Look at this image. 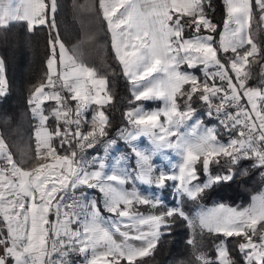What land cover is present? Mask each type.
<instances>
[{"label": "snow or ice", "instance_id": "1", "mask_svg": "<svg viewBox=\"0 0 264 264\" xmlns=\"http://www.w3.org/2000/svg\"><path fill=\"white\" fill-rule=\"evenodd\" d=\"M223 9L221 26L213 0H94L88 8L106 25L130 85L127 126L116 133L128 152L103 139L104 109L113 103L108 79L82 59L84 40L66 46L58 0H0V31L49 30L44 77L27 99L34 148L17 159L0 136V264H76L74 256L80 264H146L177 221L189 229L191 249L180 264H264V192L246 207L200 203L252 170L264 182V0H223ZM255 64L260 79L251 86ZM9 88L0 56V102ZM155 101L162 106H141ZM141 137L150 147L138 146ZM101 143L104 155L88 154ZM168 188L174 206L165 204ZM185 201L199 210L186 211ZM205 232L216 241L214 258L201 245Z\"/></svg>", "mask_w": 264, "mask_h": 264}, {"label": "trees", "instance_id": "2", "mask_svg": "<svg viewBox=\"0 0 264 264\" xmlns=\"http://www.w3.org/2000/svg\"><path fill=\"white\" fill-rule=\"evenodd\" d=\"M93 3L94 0H58L56 23L69 49L84 40L80 44L82 59L89 66L94 67L101 76L108 79L113 103L106 106L104 110L110 119L108 128V134H110L120 124L127 126L123 114L132 106L128 103L131 99V91L111 51L106 25L97 18L94 12L88 11ZM75 5H84L85 8L81 9ZM213 5L216 9L213 18L222 26L223 0H213ZM48 34L49 30L46 27H38L33 33H28L22 24H13L9 29L0 31V56L6 61V74L10 86L7 98L0 102V135L10 145L17 159L22 154L26 158L29 149L32 148L30 140L33 120L28 112L27 99L32 86L44 77L45 61L48 55ZM91 34H95L94 41L86 39ZM258 40L263 46L264 32L258 33ZM261 63H264V60ZM260 71L259 64L253 65L251 86L258 85ZM141 104L148 106L151 102H141ZM51 105L52 102H48L45 107ZM193 106L205 123H216L214 120H209L201 102L196 101ZM5 117L10 118L8 124L3 123ZM115 138L119 148L126 147L117 136ZM213 170H216L215 166ZM262 183L259 173L252 170L250 178H245L243 182L237 180L228 187H218L201 202L222 201L238 208L248 202L250 196L258 191ZM186 202L189 201H185V204ZM188 237L189 231L186 224L177 221L172 228L171 235H165L154 255L146 258V264H180L181 260H187L191 255V249L186 244ZM212 240L214 238L205 232L200 242L214 258L215 248L210 243ZM228 247L234 252V239L229 238Z\"/></svg>", "mask_w": 264, "mask_h": 264}, {"label": "rangeland", "instance_id": "3", "mask_svg": "<svg viewBox=\"0 0 264 264\" xmlns=\"http://www.w3.org/2000/svg\"><path fill=\"white\" fill-rule=\"evenodd\" d=\"M129 88H130V85H129ZM141 106H143L145 109H155V108H158V107H160V106H162L161 105V102L160 101H155V102H151V104L150 105H148V106H145V105H143V104H141ZM132 107V106H131ZM128 110V109H127ZM198 112V111H197ZM207 126H213V124H215V123H213V122H211V123H205ZM225 140L227 139V137H225L224 138ZM136 143L138 144V146H140L141 148H148V147H150V143H149V141L147 140V138L146 137H141L139 140H137L136 141ZM121 150H123V151H128V152H130V149H128V148H124V149H121ZM166 155L168 156V158L171 160V161H173V160H178V157H176V155L173 153V152H168V153H166ZM176 162V161H175ZM131 166L132 167H134L135 166V160L133 159V160H131ZM156 163H161V161L159 160V159H157L156 160ZM164 167H165V169L166 170H170V168H169V165L167 164V163H165L164 164ZM171 183L172 182H169V184L171 185ZM264 183V182H263ZM262 183V184H263ZM261 187V186H260ZM140 189H141V191H146L147 189L144 187V186H140ZM261 192H264V187H262V189H258V191H256L255 193H253V195H252V197L254 196V195H259ZM164 199H165V204L166 205H168V206H174V204H175V198L173 197V195H172V193H171V188H168V189H166L165 190V197H164ZM248 202H249V200H248ZM247 202V203H248ZM252 202V199H251V201L249 202V204ZM192 202L191 203H189V202H186V204H185V208H186V211H189L190 213H194L195 211H198L199 209L198 208H192ZM139 207V210H141V209H143V206H138ZM233 207V206H232ZM146 208H148V209H151L149 206H147ZM190 208H192V209H190ZM204 209H211V208H213L212 206H208V207H203ZM188 231H189V229H188ZM215 239L214 240H212V241H210V243H211V246H213L214 247V245H215Z\"/></svg>", "mask_w": 264, "mask_h": 264}, {"label": "crops", "instance_id": "4", "mask_svg": "<svg viewBox=\"0 0 264 264\" xmlns=\"http://www.w3.org/2000/svg\"><path fill=\"white\" fill-rule=\"evenodd\" d=\"M109 39H110V38H109ZM263 46H264V43H263ZM88 115H89V118H90L91 113H89ZM53 123H54V122H53ZM34 125H35V121H33V126L31 127V140H30V142L32 143V148H34V141H33V139H32V136H33V127H34ZM0 136H1V135H0ZM120 142H121L123 145H125L124 142H123L122 140H120ZM125 146H126V145H125ZM125 148H127V146H126ZM120 149H124V148H120ZM99 155H101V156L104 155V152L100 153ZM175 161H177V160H173L172 162H175ZM262 187H264V183L261 185L260 189H262ZM252 195H253V194H252ZM252 195H251L250 198H249V202L251 201ZM249 202L246 203L245 205L241 206V207H246V206H248V205H249ZM200 203H201L202 207H208V206H212V207H214V206H216V205H218V204H220V203H224V204H226V205H228V206H231V205H229V204H227V203H225V202H222V201H212V202H208V203L200 202ZM191 205H192V208H197V207L194 206L193 204H191ZM146 207H147V206H143V209H141L140 211L145 212V213H148V212L152 211V209H148V208H146ZM231 207H232V206H231ZM192 208H190V209H192ZM238 208H240V207H238ZM81 259H82V258L77 257V256H74V257H73V260L76 262V264H80Z\"/></svg>", "mask_w": 264, "mask_h": 264}, {"label": "built area", "instance_id": "5", "mask_svg": "<svg viewBox=\"0 0 264 264\" xmlns=\"http://www.w3.org/2000/svg\"><path fill=\"white\" fill-rule=\"evenodd\" d=\"M204 111H205V113H206V108L204 109ZM122 127H125L124 125H118V126H116L114 129H113V131H112V133H110V134H108V137H106V138H103V139H110V138H115L116 137V133H117V131L120 129V128H122ZM103 152V144L101 143V144H98L97 146H96V149L95 150H92V151H89V155H95V154H100V153H102Z\"/></svg>", "mask_w": 264, "mask_h": 264}]
</instances>
